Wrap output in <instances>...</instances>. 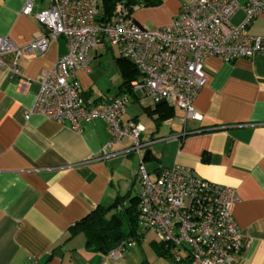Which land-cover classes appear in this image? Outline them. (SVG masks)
I'll return each mask as SVG.
<instances>
[{"label": "crops", "instance_id": "crops-1", "mask_svg": "<svg viewBox=\"0 0 264 264\" xmlns=\"http://www.w3.org/2000/svg\"><path fill=\"white\" fill-rule=\"evenodd\" d=\"M133 1L130 13L146 27L171 22L183 2ZM48 2L36 0L34 9ZM23 3L0 0V36L19 45L44 30L32 14L21 12ZM243 16L239 8L232 22L239 23ZM247 31L264 37V6ZM99 45L89 50L91 70L76 74L85 103L127 95L122 119L137 120L144 126L142 138L154 140L140 149L149 174L156 176L159 166L178 163L234 187L240 199L233 216L244 246L233 264H264V53L231 60L206 55L207 79L193 101L201 117L183 121L180 107L166 100H162L166 105H156L132 89H121L116 63L105 88L100 82L105 69ZM67 48L66 38L58 36L43 52H24L16 59L19 73L10 69L12 53L3 55L0 63V264H176L164 254L158 234L140 225L141 235L117 258L89 247L84 232L72 229L98 205L107 207L116 198L124 204L137 199L141 183L140 153L128 149L129 138L123 137L103 154L109 137L103 119L83 122L76 130L67 121L31 111L43 71ZM148 162H153L151 168Z\"/></svg>", "mask_w": 264, "mask_h": 264}, {"label": "built area", "instance_id": "built-area-1", "mask_svg": "<svg viewBox=\"0 0 264 264\" xmlns=\"http://www.w3.org/2000/svg\"><path fill=\"white\" fill-rule=\"evenodd\" d=\"M101 1L49 0L47 6L35 10L36 0H24L21 12L32 14L44 30L22 45L0 36V63H4L3 55L12 53L10 69L19 73V55L43 52L50 39L64 36L67 51L43 71L31 111L67 121L76 130L83 122L103 119L109 133L103 154L123 137L129 138L128 149L140 153L139 225L158 234L175 262L233 264L244 246L233 216V207L240 199L236 189L203 178L178 163L159 166L156 176L150 177L140 149L154 140L142 138L144 126L137 120L122 119L127 95L85 103L76 74L78 70H91L89 50L106 40L142 73L131 80L133 91L152 102L166 100L180 107L183 121L200 118L193 101L207 79L204 57L231 60L264 53V37L247 31L264 0H247L244 4L238 0H183L171 22L152 27L139 24L124 7L107 20L100 19ZM239 8L244 16L233 23L232 16ZM133 243L134 239L123 240L107 254L117 258L126 245Z\"/></svg>", "mask_w": 264, "mask_h": 264}, {"label": "trees", "instance_id": "trees-1", "mask_svg": "<svg viewBox=\"0 0 264 264\" xmlns=\"http://www.w3.org/2000/svg\"><path fill=\"white\" fill-rule=\"evenodd\" d=\"M102 9L100 12V19L107 20L111 15L117 13L119 9L118 4L123 5L125 10L129 13L133 8V0H102ZM154 0L141 1L144 3H155ZM115 62L119 68L122 76V81L119 85L124 91L131 90L130 82L132 79L137 78L142 73L135 66V64L123 55L115 57ZM97 100V99H96ZM156 105L165 104L164 101L155 102ZM166 105V104H165ZM168 113H164L166 116ZM116 206V210L111 211L112 207ZM138 216V197H132L129 203H123L121 198H116L114 202L103 207L96 206L81 219L76 221L73 225V230L83 231L86 236V244L103 252H107L110 248L114 247L117 243L123 240L135 239L141 235L139 230ZM164 246V243H163ZM164 254L167 250L164 246ZM176 264H184L175 262Z\"/></svg>", "mask_w": 264, "mask_h": 264}, {"label": "rangeland", "instance_id": "rangeland-1", "mask_svg": "<svg viewBox=\"0 0 264 264\" xmlns=\"http://www.w3.org/2000/svg\"><path fill=\"white\" fill-rule=\"evenodd\" d=\"M99 48L102 50L101 65L104 66V69H105V70H102V72H101L103 78H102V80L100 79V82L106 88V86H107L106 85V79H108L107 78L108 74H111L113 69H116L115 68L116 62L114 59V55L115 56L118 55L119 52H118L117 47H111V46H109V44H106V45L101 44V45H99ZM116 90H117V87H116ZM175 117H177V116H175ZM152 165H153V162L147 163L148 168H151ZM150 176L154 177L155 173H151Z\"/></svg>", "mask_w": 264, "mask_h": 264}]
</instances>
